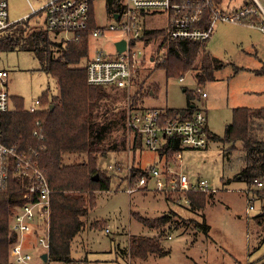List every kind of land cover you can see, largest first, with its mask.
I'll return each instance as SVG.
<instances>
[{
  "label": "trees",
  "instance_id": "16d2710c",
  "mask_svg": "<svg viewBox=\"0 0 264 264\" xmlns=\"http://www.w3.org/2000/svg\"><path fill=\"white\" fill-rule=\"evenodd\" d=\"M227 2L216 0L224 10L235 9L241 5V3L230 5ZM247 2L249 1L244 0V3ZM262 3L264 6V0ZM105 7L108 13L120 9L117 0H105ZM90 16L88 26L92 28L94 27L92 5ZM150 16V13H147V23L144 24L141 38L146 43L158 40L156 54L160 55L162 52V59L154 66L162 69L166 77L179 79L191 71L196 83L204 84L214 78L215 69L225 65L207 49L208 40L172 38L166 15L164 14L165 23L160 26H151L149 21L153 17ZM8 29L0 35V50L13 49L19 45L23 49L33 51L42 61V69L57 79L59 94L49 97L47 91L42 92L37 99L39 106L32 111L23 107L21 97L15 98V106H11L12 108L9 106V110L0 112V133L6 144L16 145L20 152L30 147L34 148L38 144L43 145V148L39 149L37 162L51 189L47 261L51 264H83L82 260L77 262L71 254L74 237L83 229L89 209L95 206L96 191L108 190L113 183L109 169L99 164L100 158H103L111 148L124 152L130 149L135 154L137 150L144 148L142 135L128 131L127 110L124 108L120 112L116 111L112 105L113 91L109 85L86 83L84 63L89 55L91 40L88 30L82 32L79 40L75 41L66 40L58 33L45 28L21 30L19 25L11 24ZM138 70L134 72L132 82L142 87L141 82L136 79ZM254 72L257 75H264V64ZM114 87L126 90L125 87ZM149 88L153 90L155 85ZM198 89L199 87L197 93H193L184 88L187 106L183 109H163L162 116L178 119L190 116L197 109L193 99L199 96ZM136 103L137 93L132 97L130 95L127 109H144L138 108ZM231 114V121L225 125L223 136L211 133L209 137L229 143L227 147L229 152L232 148L237 150L235 158L239 163L233 179L245 182L247 192L262 200L264 106H237L232 108ZM34 130L37 134H33ZM40 133L42 137H39ZM183 147L178 135L167 136L158 149L159 157L164 158L162 165L174 164V155L181 152ZM144 169L130 165L128 172L124 171L119 178L134 183L140 174H146ZM121 170L122 166L117 163L113 173ZM31 180L30 175L23 174L16 164H12L8 184L0 191V264H14L10 249L15 241V235L10 230L9 219L20 206L30 200L24 195ZM254 180L261 181L262 185L256 186ZM150 184L149 179L148 185L141 189L147 188L146 192H150L148 191ZM115 185L118 186L119 183L116 182ZM154 193L163 194L164 199L171 201L184 195L189 200L188 209L199 216L200 213L197 211L203 210L215 195V191H188L184 194L176 192L173 196L158 191ZM34 197L33 194L32 199ZM131 213L144 226L158 233L147 237L137 233L130 235L128 252L134 258L132 261L138 259L143 262L150 256L167 255L170 247L162 243L163 239L173 228L178 229L175 227L178 223L181 225L180 228L191 223L192 229L196 231L203 230L207 233L209 230L203 214L200 220L196 218L177 220L171 209L156 216H142L137 211ZM256 217L258 218L256 222L264 225V211ZM104 222L95 220L90 222L89 226L103 228ZM263 239L264 232L261 241ZM85 264L92 263L87 260ZM261 264H264V261Z\"/></svg>",
  "mask_w": 264,
  "mask_h": 264
},
{
  "label": "rangeland",
  "instance_id": "374dc122",
  "mask_svg": "<svg viewBox=\"0 0 264 264\" xmlns=\"http://www.w3.org/2000/svg\"><path fill=\"white\" fill-rule=\"evenodd\" d=\"M225 1H228L230 5H238L241 0ZM29 2L33 8H37L44 0H29ZM29 2L8 0L9 19L17 20L13 24L14 26L19 25L21 30L25 28L43 29L44 11L30 14L32 7ZM93 17L96 25H106L116 21L107 12L105 0L94 1ZM262 19L264 18L260 16V21ZM164 23V14H157L149 21L151 26H160ZM8 30L7 28L4 32ZM90 39L89 54H93L96 47L111 50L114 36H110L107 40ZM157 41L152 40L146 46L145 52L149 60L139 67L138 76L136 75L142 87L133 82L128 90L108 86L112 88V105L115 106L117 112L124 108L127 110L130 95L132 97L136 93L138 108L183 109L187 106L184 88L197 93V87H199L207 95L206 97L198 96L193 99V102L206 112L207 125L211 133L223 136L225 125L231 121L233 107L264 106V75H257L254 72L264 64V33L260 30L241 24L217 21L213 35L206 46L225 65L214 70L212 80L199 85L191 71L186 72L180 77L182 80H179L166 77L162 69L154 66L162 59V52L160 55L156 54ZM0 69L7 71L5 80L0 81V87L7 90L10 107L15 106L14 99L17 97H21L23 107L29 109L39 106L36 100L42 92L47 91L49 97L59 94L57 79L42 69V61L29 49H23L17 45L13 49L0 50ZM154 85L153 90L148 89ZM228 146L229 143L210 139L207 147L185 146L181 151L180 170L192 178L205 179L209 183V188L218 192L213 198L214 200L216 198L215 203L209 202L208 207L197 211L200 216L203 212L205 213V222L211 227L209 234L207 235L203 230L196 231L199 240L189 245L188 234L185 235L173 228L168 232L172 239L167 238L166 234L162 242L170 247V252L162 257L150 256L142 264H253L252 261L264 255V239L259 243L264 232V225L256 222L258 220L256 216L264 211V199L261 200L260 197L253 196L251 193L247 195L245 182L233 179L239 163L235 158L238 153L233 148L230 152L227 151ZM133 153L130 149L124 152L111 148L103 158H100L99 164L109 169L113 183L108 190L96 191V196L99 197L96 206L89 211V215L102 217L110 232H105L103 228L88 229L91 232L88 237L93 239L95 249L105 250V252L97 250V253L89 254L91 259L100 256L103 259L93 264H129L127 256H130L128 252L130 235L137 233V235L147 237L158 234L140 223L131 215V212L137 211L142 216H156L170 210L174 203V201L164 199L163 194L154 193L158 190L150 189L148 190L150 192H146L147 188L146 190L137 188L132 194L125 191L127 183L131 185L134 183L120 180L119 176L123 175L130 165L136 168L164 165L161 164L158 151H152L144 146L143 149ZM173 159V163L177 165L179 160ZM117 163L122 166V170L121 172L115 171L114 174V166ZM116 182L119 183L118 186L115 185ZM162 193L170 196L175 194ZM249 199L253 205L250 210L248 209ZM175 206L172 209L178 208ZM181 213L188 216L187 212L181 211ZM200 216L196 214L191 217L200 220ZM250 219H252L251 223ZM138 224L144 226L142 230H139L140 225ZM185 229L193 230L189 224ZM111 242L112 249L108 252ZM26 246L32 257H37L40 248L36 246L34 237L28 238ZM124 251L127 255L122 254ZM72 256L77 262L82 260L83 264L87 263L88 259L83 257L79 250L73 252ZM130 258L134 259L131 256ZM135 261L139 260L135 259ZM131 264H134L132 260Z\"/></svg>",
  "mask_w": 264,
  "mask_h": 264
},
{
  "label": "built area",
  "instance_id": "2783aa9c",
  "mask_svg": "<svg viewBox=\"0 0 264 264\" xmlns=\"http://www.w3.org/2000/svg\"><path fill=\"white\" fill-rule=\"evenodd\" d=\"M29 2V0H27ZM95 0H44L30 14L44 11V28L56 32L66 40L78 41L81 33L88 30V36L94 39L107 40L114 36L111 50L96 47L93 54H89L85 63V80L89 85H112L125 87L127 90L132 83V76L136 70L149 60L145 48L142 29L147 23V13L150 17L165 14L172 38L205 41L209 40L217 21L241 24L255 28L264 33L263 0H247L235 9L224 10L216 0H117L119 10L110 13L114 23L96 25L89 28L90 7L94 10ZM117 16L114 17V14ZM153 14V15H152ZM92 18H94L92 16ZM258 18V19H257ZM21 19V18H20ZM19 20V19H18ZM94 20V19H93ZM17 20L9 19L8 0H0V34ZM113 34V35H109ZM124 40V48L118 50L116 42ZM7 76L5 69H0V81ZM182 80V78H179ZM199 96L206 93L198 89ZM38 103V100H36ZM35 107H30L32 111ZM9 110V94L4 87H0V112ZM126 126L129 132L142 135L143 144L152 151H158L162 142L169 135H178L182 146L204 148L207 143L206 115L196 109L184 119L163 117L157 107H146L142 110L127 109ZM33 134H37L34 130ZM42 137V134H39ZM43 145L30 147L20 152L16 145H8L3 141L0 133V191L8 184L10 168L16 164L23 174L32 177L25 197L29 198L25 204L10 216V230L15 235V241L10 249L11 260L14 264H48L41 254L49 248V218H50V186L48 180L39 168L37 157ZM181 159V152L174 155ZM146 174H140L133 185L127 183L125 191L134 192L137 188L151 184L149 190L167 193H185L188 191L214 192L209 183L203 178H191L180 170L177 164L162 167L151 165L144 169ZM256 186L262 182L254 180ZM247 194V190H245ZM33 194L35 197L32 199ZM179 200L188 202L182 195ZM248 201V209L253 205ZM36 231V232H34ZM34 237L36 246L40 248L37 257L33 258L27 250V240ZM47 258V257H46Z\"/></svg>",
  "mask_w": 264,
  "mask_h": 264
},
{
  "label": "crops",
  "instance_id": "0c3cea01",
  "mask_svg": "<svg viewBox=\"0 0 264 264\" xmlns=\"http://www.w3.org/2000/svg\"><path fill=\"white\" fill-rule=\"evenodd\" d=\"M237 71V70H236ZM205 92V91H204ZM206 93V92H205ZM207 95V94H206ZM206 95L204 96V97H206ZM198 108V107H197ZM198 109H200V110H202L204 113H205V115H206V131H207V143H206V145H205V147H207V144H208V141L210 140V139H212V138H210L209 137V135H211V131H210V128H209V126L207 125V114H206V112L204 111V109H202V108H198ZM181 158H182V153H181ZM160 160L162 161L161 162V164L163 163V161H164V158H160ZM180 160L178 161V165H179V167H180ZM175 165V164H174ZM184 172V171H183ZM186 173V172H185ZM188 175V174H187ZM189 176V175H188ZM189 177H191V176H189ZM192 178V177H191ZM198 178V177H197ZM135 192V191H134ZM217 191H215V193H216ZM133 193V192H132ZM132 193H128V194H132ZM218 193V192H217ZM250 194V192H248L247 193V195H249ZM98 197L99 196H96V202H97V199H98ZM215 200H216V198H215ZM215 200L214 199H212L210 202H212V204L213 203H215ZM188 202H189V200H188ZM188 202H185V201H181V200H179V199H176V200H174V203H172V208H173V206H175V207H178L177 209H172L171 207V210L174 212L173 213V215H174V217L177 219V220H181V219H186V218H193V217H191L192 215H194V216H196V214L195 213H193L191 210H189L188 209ZM250 203H251V201H250ZM95 206H96V203H95ZM94 206V207H95ZM207 206V205H206ZM208 207V206H207ZM206 208V207H205ZM204 208V209H205ZM91 209H93V208H91ZM91 209H89V211H91ZM179 209V210H178ZM89 211H88V213H87V216H86V221H85V225H84V227H83V229L74 237L75 238V242H74V240H73V243H72V253L73 252H75V251H78L79 250V253L81 254L82 253V255H83V257H86L87 259H88V261H90L92 264H93V262H97V261H102L103 259L102 258H100V257H97L96 259H91L90 258V253H92V252H95V253H97L98 251L97 250H100V252H105V250L104 249H95V244H94V242H93V239L91 240L90 238V236L88 237V234L90 233L91 234V232H90V230H88V229H91L92 227H90L89 226V223L90 222H92V221H95V220H103L102 219V217H100V216H95V217H91V215H89ZM181 211L183 212H187L188 213V216L186 217L185 216V214H183V213H181ZM170 214V213H169ZM89 215V216H88ZM203 216H204V219H206V217H205V213L203 212ZM251 218V217H250ZM251 220L252 219H250V223H251ZM206 221V220H205ZM179 222H181V221H179ZM207 223V222H206ZM189 225H190V228L192 229V224L191 223H188ZM208 224V223H207ZM138 225H140L139 226V230H142V225L141 224H138ZM180 226L181 225H179V223L177 224V225H175V227L176 228H178L177 230L179 231V232H181V233H183V234H188V239H189V245H193L195 242H197L199 239H198V235H196V230H186L185 229V227L186 226H184V227H182V230H181V228H180ZM208 226H209V230H208V232L210 231V225L208 224ZM187 228H189L188 226H187ZM103 229H104V231L105 232H110V229L107 227V225L105 224V222H104V227H103ZM139 230H137V231H139ZM119 231H121V230H119ZM124 232V231H123ZM190 232H192L191 234H190ZM206 233L207 235L209 234V233ZM192 235V236H191ZM77 237H79V238H77ZM167 238H170V239H172L171 238V234L170 233H167ZM76 239H77V241H76ZM262 242V241H261ZM261 242H259V243H261ZM260 246V245H259ZM257 247V246H256ZM94 248V249H93ZM111 249H112V242L110 243V246H109V251L108 252H111ZM256 249V248H255ZM256 251V250H255ZM71 253V254H72ZM122 254H124V255H127L126 253H125V251L122 253ZM127 259H128V262H129V264H131V258L129 257V256H127ZM264 261V255H262V256H260V257H258L257 259H256V261H252L253 262V264H261L262 262ZM144 262V261H143ZM133 263L134 264H142V262L141 261H133ZM249 263H251V262H249ZM48 264H50V262H48Z\"/></svg>",
  "mask_w": 264,
  "mask_h": 264
},
{
  "label": "water",
  "instance_id": "95a60500",
  "mask_svg": "<svg viewBox=\"0 0 264 264\" xmlns=\"http://www.w3.org/2000/svg\"><path fill=\"white\" fill-rule=\"evenodd\" d=\"M116 16H117V13L114 14V17H116ZM124 44H125L124 40H120V41L116 42V46H117L118 50L123 49L124 48ZM51 107H52V105H51ZM46 255L47 254L45 252H43L41 254V257H42L43 260H46L47 259L46 258Z\"/></svg>",
  "mask_w": 264,
  "mask_h": 264
}]
</instances>
